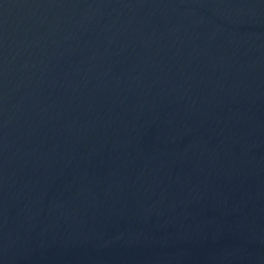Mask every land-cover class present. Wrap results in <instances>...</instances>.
<instances>
[{
  "label": "water",
  "instance_id": "1",
  "mask_svg": "<svg viewBox=\"0 0 264 264\" xmlns=\"http://www.w3.org/2000/svg\"><path fill=\"white\" fill-rule=\"evenodd\" d=\"M0 264H264V0H0Z\"/></svg>",
  "mask_w": 264,
  "mask_h": 264
}]
</instances>
